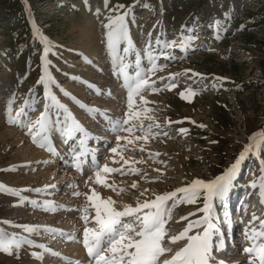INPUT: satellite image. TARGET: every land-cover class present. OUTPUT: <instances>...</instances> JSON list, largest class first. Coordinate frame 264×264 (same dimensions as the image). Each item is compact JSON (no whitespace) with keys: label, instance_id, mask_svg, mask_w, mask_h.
<instances>
[{"label":"rangeland","instance_id":"rangeland-1","mask_svg":"<svg viewBox=\"0 0 264 264\" xmlns=\"http://www.w3.org/2000/svg\"><path fill=\"white\" fill-rule=\"evenodd\" d=\"M117 4L125 5L123 10L130 13L127 19L135 45L134 51L121 52L125 63L134 65L139 53L141 66L147 70L151 67V54L162 68L150 76V83L155 81L160 91L145 90L142 95L148 103L136 97L133 109L141 111L145 127L159 124L160 128L153 131L160 135L149 137L147 142L134 141L133 145L120 142L135 150H119L130 161L124 165L128 174H105L109 184L117 190L125 189L119 193L95 182L91 163L95 155L101 165L120 168L123 164L114 163L119 156L109 152L110 147L116 146L115 134L104 115L118 119L127 111V90L123 78L116 74L105 43L104 24L109 8ZM157 38L160 44L156 43ZM173 41L175 46L165 47L164 42ZM45 63L51 81L41 84ZM128 72L134 75L135 69L129 67ZM170 74L178 75L169 80ZM221 77L225 79H218ZM168 83L177 86L169 90L165 87ZM187 89L197 94L182 99L180 93L189 95ZM26 100L30 106L25 109L23 121L35 122L46 114L48 136L55 152L33 143L24 128L7 123L9 104L13 111H18ZM69 113L85 131L74 132L71 137L62 133ZM180 128L188 131L180 133ZM261 131L264 0H0V185L19 193L0 190V229L34 241L22 245L13 255L0 252V264H88L87 251L80 242L84 212L78 209L88 205L89 219L94 210L85 196H76L75 192L91 194L90 189L95 188L102 198L116 200L117 208L124 204L135 206L138 198L141 202L154 199V194L173 191L193 179L211 181L222 175ZM141 146L144 152L139 151ZM74 151L84 153L79 169ZM148 152L161 155L149 158ZM161 160L165 163L161 164ZM133 166L141 170V175L128 171ZM154 169H161L162 174ZM143 172L148 177L161 178L143 179ZM262 181L264 143L257 137V147L237 169L225 200L214 201L213 222L217 231L212 243L217 261L225 256L233 259L226 261L231 264L237 257L243 259L240 264H248L250 258L242 250L252 244L245 233L253 213L264 218ZM133 182L138 183L137 189L131 188ZM145 189L149 191L141 196ZM202 206L201 199L197 204L176 207L166 226L169 234H178L186 226L187 221H180L181 216L196 213L189 216L190 220L202 216L197 211ZM125 219L131 222V218ZM5 220L11 223H3ZM15 225L39 226V230L26 233ZM46 227L63 234L48 233L44 231ZM231 238L234 247L227 241ZM183 243L172 245L173 250ZM39 245L60 255H52ZM73 247L81 249L80 253L72 252ZM233 248L236 256L229 255ZM33 253L43 254V259H37ZM170 256L166 253L161 261Z\"/></svg>","mask_w":264,"mask_h":264},{"label":"snow or ice","instance_id":"snow-or-ice-1","mask_svg":"<svg viewBox=\"0 0 264 264\" xmlns=\"http://www.w3.org/2000/svg\"><path fill=\"white\" fill-rule=\"evenodd\" d=\"M123 9H125V5L123 4H117L109 8L110 14L107 18V23L104 24L107 51L112 57L114 67L117 69V76L123 78V87L127 90V111L125 115L118 119H112L106 113L104 114L110 131L115 134L116 146L110 147L109 152L119 156V160L114 159V163L123 161V164L120 168L109 167L107 163L101 165L95 155L91 158L96 178L95 182L103 187L111 188L113 191H118V193L125 191V189L117 190L114 184L107 182L105 174H128L124 171V165H128L130 161L125 159L119 150L122 147L125 150H135L134 148L127 149V145H133L134 141L147 142L149 137L160 135L159 132L153 131L154 129L160 128L159 124L150 123L145 127L141 119V111H134L133 109L136 97L143 100L145 104L148 103L142 95L145 90L150 89L152 92L160 91V89L155 87V81H151L150 83V76L154 75L156 71L162 70L156 64L155 58L151 54L148 56L151 67L147 70L141 66L139 53L136 54L134 65L125 63L121 52L125 54L132 52L134 51L135 45L130 36L127 19L130 13ZM156 43L160 44L161 41L157 38ZM175 44V41L171 43L164 42L165 47H172ZM121 45H125V47L121 48ZM151 46V42H148V47L151 48ZM48 50L46 48L45 53ZM85 59L87 60L86 57ZM88 62L91 63V61ZM129 67L135 69L134 75H129ZM176 75L178 74H170L168 79L174 80ZM195 75L200 76L201 74L196 73ZM74 79L79 78L74 77ZM160 79L163 80L164 78L161 77ZM218 79L225 78L221 77ZM50 81L51 77L47 75V64L45 63V75L40 77L39 83L46 84ZM176 86L175 83L165 85L169 90ZM90 87L94 86L90 85ZM97 91L99 90L97 89ZM186 91L189 95L181 92L180 96L182 99L187 100L190 95L194 96L197 94L191 89H187ZM108 94L111 95L110 92ZM50 98L54 101L56 99L54 96ZM73 99L75 98L73 97ZM14 101L15 97L13 96L12 102L14 103ZM28 106H30V101L26 100L18 111H13L12 104L10 103L8 106L7 123L19 125L24 128L31 136L33 143H36L41 148H47L49 152H55L54 147L50 143V137L48 136L46 114H42L40 119L35 122L28 121L25 123L23 121L22 117L26 116L25 109ZM60 107L65 108L64 105H60ZM81 107L86 106L81 104ZM88 110L97 113L100 111L99 109ZM145 111L150 110L145 109ZM65 112H67L66 108ZM148 118L152 119L151 117ZM69 120H71V123H69ZM63 123L62 133L68 137H71L74 132L85 131L82 125L74 117H71L70 113ZM169 123L172 122L169 121ZM200 127L205 126L200 125ZM179 131L180 133H186L188 130L186 128H180ZM121 132L128 133L129 135L121 136L119 134ZM136 132H140L141 135H135ZM163 135L167 136L168 134L164 132ZM257 137L264 143V131H261L251 138L253 143L245 147L235 162L222 175L217 176L215 179L211 181H205L199 178L193 179L191 182L185 184V186L176 188L173 191L154 194V199H145L141 202L138 198L135 206L124 204L122 208H117L116 200L112 197L102 198L95 188L90 189L91 194L75 192L74 195L76 196H85L94 210V214L89 219L88 205H85L82 209H78L84 212L82 216L84 227L80 242L87 251L89 257L88 264H224V261H217L213 257L212 237L214 232L217 231L216 225L213 222L214 201L219 200L223 202L225 200L232 187L233 177L237 169L247 158V155L257 147ZM121 141H126L127 145L122 146L120 144ZM81 144H83V141H81ZM139 151H145L143 146L139 148ZM73 155L77 161L76 167L79 169L84 162L81 159L84 153L74 151ZM147 155L149 158H154L159 157L161 154L158 152H148ZM159 162L161 164L165 163L162 160ZM133 163H142V161H135ZM128 171L135 175H141V170L134 166ZM154 171L162 174L161 169H154ZM142 178L155 181L159 180L161 176L148 177L147 172H143ZM89 179H92V177L90 176ZM85 184L87 186V181ZM260 187L261 196L264 197V181H262ZM131 188L137 189L138 183L133 182ZM0 190L10 191L13 195L19 194L16 190L6 189L4 185H0ZM36 191H40V189ZM148 191V189H145L140 195L144 196ZM201 199L203 200V206L198 208L197 211L203 213V215L191 220L189 216H195L196 213H190L189 216H181L180 221H187L186 226L178 234L170 235V230L166 226L173 219L174 209L181 204H197ZM35 203L33 201V204ZM261 203H264V199H262ZM46 210L51 209L48 208ZM125 218H131V222ZM3 223L8 224L11 222L5 220ZM249 224L250 227L245 233V237L247 240L252 241V244L249 247L243 248L242 251L250 258L248 264H264V218L258 217L253 213L252 220ZM15 227L22 228L26 233H36L39 230V226L33 225H15ZM44 231L48 233L60 232L63 234L61 230L50 227H46ZM181 241H184L183 246L174 251L172 245H176ZM24 244H34V241L27 237L18 238L16 234H8L3 229H0V252L13 255ZM38 247L45 248L52 255H60V253L53 252L44 245H39ZM166 253H171V256L161 261V257ZM33 256L37 259H43V254L41 253H33ZM76 264H79V261Z\"/></svg>","mask_w":264,"mask_h":264},{"label":"bare ground","instance_id":"bare-ground-1","mask_svg":"<svg viewBox=\"0 0 264 264\" xmlns=\"http://www.w3.org/2000/svg\"><path fill=\"white\" fill-rule=\"evenodd\" d=\"M96 47V46H95ZM96 136H98V135H96ZM85 141H87V139H85ZM84 146H85V144H84ZM90 150H92V149H94V147H92V148H89ZM93 155V154H92ZM91 155V156H92ZM59 168H62V167H59ZM84 168V167H83ZM82 167H81V169H83ZM62 181H63V179H62ZM93 183V182H92ZM245 201V198H244V200H243V202ZM240 205H242V203L240 204ZM229 206V205H228ZM240 207V206H239ZM239 209V208H238ZM233 225V224H232ZM234 228H235V226H234ZM232 231V234L231 235H233V230H231ZM230 235V234H229ZM227 241L230 243V245L231 246H233L234 247V239L233 238H231V239H227ZM71 247V246H70ZM73 250H72V252H76V253H80V250L81 249H79L78 247H73L72 248ZM70 251V250H69ZM234 251H235V248H233V249H231L230 250V254L229 255H234V256H236L237 254H235L234 253ZM82 254H84V253H82ZM79 255V254H78ZM76 256V255H75ZM78 257V256H77ZM237 258V257H236ZM234 258V261H232L231 262V264H240V262L239 261H241V260H243V259H239V258ZM243 258H245V257H243ZM80 260V259H79ZM227 260H233V259H226V257L225 256H222V261H224V264H228L226 261Z\"/></svg>","mask_w":264,"mask_h":264}]
</instances>
